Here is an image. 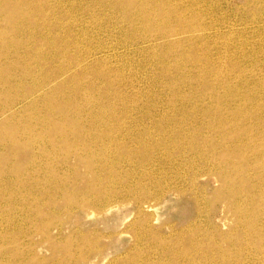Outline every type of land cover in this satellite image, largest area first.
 Wrapping results in <instances>:
<instances>
[{
	"label": "rangeland",
	"instance_id": "rangeland-1",
	"mask_svg": "<svg viewBox=\"0 0 264 264\" xmlns=\"http://www.w3.org/2000/svg\"><path fill=\"white\" fill-rule=\"evenodd\" d=\"M137 1V30L130 23L135 9L124 14L112 0H52L55 5L45 8L51 26H42L37 15L33 27L14 39L9 33V45L0 46L7 54L0 68L15 63L14 72L27 69L17 87L0 90V107L20 96L0 109V125L12 113L22 116L40 95L36 109L55 108L41 125L50 137L30 146L10 135L13 152L0 148V235L15 238L0 264H159L172 250L194 251L174 264H264V184L247 171L251 203L247 195L231 198L223 188L235 182L231 166L237 163L221 170L212 156L232 147L252 167L264 161V0ZM91 67L104 75L89 79L96 87L80 88L86 103L65 106V94L83 81L82 70L90 76ZM77 118L81 128L92 120L118 122L110 141L112 147L123 141L121 151L103 149L90 168L78 162L72 141L58 137ZM142 136L150 146L136 143ZM190 140L195 147L179 150ZM37 148L46 152L36 155ZM111 167L116 175L143 170L150 180L142 191L118 188L109 179ZM152 176L158 181L151 183ZM245 215L263 225L260 232H247ZM221 235L230 241L214 244ZM224 254L229 261L219 262Z\"/></svg>",
	"mask_w": 264,
	"mask_h": 264
},
{
	"label": "bare ground",
	"instance_id": "bare-ground-1",
	"mask_svg": "<svg viewBox=\"0 0 264 264\" xmlns=\"http://www.w3.org/2000/svg\"><path fill=\"white\" fill-rule=\"evenodd\" d=\"M52 0H40L39 4L41 5V8L38 7V4H35L34 1L32 2V0H0V22H2L1 24L3 26V28H0V46L3 44L5 45H9V42L6 41V37L9 35V33L12 32V39L16 38L15 36L17 34H19L20 30L24 29L25 27L28 26H32L35 25V17L41 14V25H47V26H51L50 24H53V21L50 19V15H49V10L46 11L45 8L48 9V7H52L53 5L56 4V2L61 5V3L63 2V0H54L55 4H50ZM74 1V0H72ZM91 1V0H90ZM95 1V0H93ZM107 1H111V0H107ZM9 4H11V7ZM57 4V5H58ZM39 5V6H40ZM112 7H116L119 10L123 11L124 14H128L130 15V9L134 8L135 9V13L134 15H136V18L131 20L130 23L133 25L132 29L137 30V26L140 25V19L138 18V16L141 15H137V12L140 11V4H138L137 0H112ZM8 7V8H6ZM2 8H4L6 11L5 13H2ZM55 7H53L54 10ZM51 9V8H50ZM169 11H171L168 8ZM40 12V13H39ZM52 12V11H51ZM54 12V11H53ZM51 14V13H50ZM53 14V13H52ZM60 14V13H59ZM109 17V16H108ZM165 15L164 13L160 14L158 17H156V21L159 22V20L161 18H164ZM40 18V17H39ZM54 18V16H53ZM110 18V17H109ZM56 19V18H54ZM57 21V19H56ZM147 21H149V19H147ZM55 24V23H54ZM58 24V23H57ZM62 25V24H60ZM64 25V24H63ZM56 26V25H55ZM67 26V25H66ZM64 27V26H63ZM59 28V27H58ZM32 29V28H31ZM62 29V28H61ZM64 29V28H63ZM28 30V29H27ZM33 30V29H32ZM43 30V29H42ZM58 30V29H57ZM38 31V30H37ZM49 32V31H47ZM53 32V31H52ZM39 33V32H38ZM41 33V32H40ZM23 34V33H22ZM28 34V33H27ZM26 34V36H28ZM30 34V33H29ZM51 34V33H50ZM68 34V33H67ZM32 35V34H31ZM41 35V34H40ZM46 36V35H45ZM50 37V36H49ZM59 37V36H58ZM23 38V37H22ZM47 38V37H46ZM62 38V37H61ZM10 40V39H9ZM62 40V39H61ZM49 41V40H48ZM8 42V43H7ZM30 42V41H29ZM52 42V41H51ZM58 42V41H57ZM54 43V42H53ZM28 44V43H27ZM52 44V43H51ZM46 45V44H44ZM57 45V44H56ZM63 45V44H61ZM10 46H8L9 48ZM42 47V46H41ZM50 47V46H49ZM64 47V46H63ZM43 48V47H42ZM48 48V47H47ZM54 48V47H53ZM14 49V47H13ZM40 49V48H39ZM65 52V50H63ZM168 50L166 49L167 52ZM3 50L0 49V56H6L7 54L4 53L2 54ZM9 54H13L15 52V50H9L8 51ZM61 52V50H60ZM27 53V52H26ZM49 54V52H48ZM67 54V53H66ZM31 55V54H30ZM45 55V53H44ZM56 56V55H55ZM31 57V56H30ZM52 57V56H51ZM66 57V56H65ZM44 58V57H43ZM82 58V57H81ZM75 59V58H74ZM37 62V61H36ZM15 63L8 65L7 68H0V81H1V85H0V90H3V88H15L17 87V85H19V82L22 81L26 75L27 72L26 70H23L22 74H18L21 69L17 70L15 69L16 72L13 71V66ZM33 64V63H32ZM39 65V64H38ZM43 65V64H42ZM77 67V66H76ZM63 68V67H62ZM79 68V67H78ZM92 70L90 72V76H88L89 74H86V70H82L79 75H81V77L83 76V81L79 84L76 85L73 89V91H71L70 93L65 94V99L63 101L64 105H68L70 104V106L75 107L77 106L79 103L81 102H85V99L87 98L84 94L80 93V88L82 90V88L86 89H92L94 87H96L95 81L93 80L94 77L95 78H99L100 76H103L104 74H102V72H100L96 67H91ZM7 71H6V70ZM66 69V68H65ZM84 69V68H83ZM36 70V69H35ZM48 70V68H47ZM61 72V69H60ZM76 73V72H75ZM85 74L87 76H85ZM17 76V78H15ZM32 76V75H31ZM45 76V75H44ZM93 76L92 80H89L91 77ZM107 76V75H106ZM105 77V76H104ZM31 78V77H30ZM36 78V77H35ZM35 79H33L34 81ZM99 80V79H98ZM109 80V79H108ZM167 80V79H166ZM104 81V80H103ZM168 81V80H167ZM175 81V80H174ZM31 82V81H30ZM99 82V81H98ZM102 82V80H101ZM110 82V81H109ZM113 82V81H112ZM68 83V82H67ZM65 83V84H67ZM111 83V82H110ZM37 81L34 82L33 85L35 86H39L41 84V82H39V84L37 85ZM52 84V83H51ZM103 84V83H102ZM107 84H109L107 82ZM110 85V84H109ZM74 86V85H72ZM107 86V85H106ZM104 85V87H106ZM32 88V87H30ZM108 89V87H107ZM117 89V88H116ZM51 90V89H50ZM104 90V89H103ZM202 90V89H201ZM27 92L32 91L31 89L27 88L26 90ZM97 91V90H96ZM102 91V90H101ZM61 92V91H60ZM65 92V91H64ZM86 92V91H85ZM118 92V91H117ZM55 93V91L52 92V95ZM91 93V92H90ZM89 93V95H90ZM98 93V92H97ZM100 93V92H99ZM116 93V92H114ZM34 94V93H33ZM37 94V93H36ZM59 94V92H58ZM94 94V93H92ZM108 94V93H107ZM106 94V95H107ZM57 95V94H56ZM87 95V94H86ZM112 95V94H111ZM110 95V96H111ZM122 95V94H120ZM58 96V95H57ZM61 97V96H59ZM90 97V96H89ZM99 97V96H98ZM102 97V96H101ZM119 97V96H118ZM104 98V97H103ZM102 98V99H103ZM110 98V97H109ZM113 98V97H112ZM111 98V99H112ZM57 98H55L54 100H56ZM95 99V98H93ZM99 99V98H98ZM126 99V98H125ZM17 100H20V96H14V97H8V99L2 103V105L4 104V106H1V108L5 107V106H9L12 105L14 103H16ZM23 100V99H21ZM49 101V100H47ZM91 101V100H90ZM109 101V100H108ZM105 101V102H108ZM25 102V101H24ZM41 95L38 97V99H35L34 101H32L31 103H29L28 105H26L24 107V112H19L20 114H22V116H14L13 114H18V113H12L10 114L7 118H5V120H3L1 122L0 125V148L6 147L8 149V151L10 153H12L13 151L10 149V145L8 143V136L10 135H15V137H24L27 144L32 146L34 145L37 140H43V138H45V136L50 137L48 135V132L45 128H41V125L44 123L45 125H48V121L50 119L53 118V113L55 111V108L51 107L48 105L47 110H43L40 109L41 111H39V109H36L39 105V103H41ZM92 102V101H91ZM86 103V102H85ZM111 103V102H110ZM129 103V101H128ZM91 104V103H90ZM114 104V102H113ZM1 105V104H0ZM25 105V104H24ZM109 105V104H108ZM117 105V104H116ZM200 105V104H199ZM13 106V105H12ZM101 106V105H100ZM99 106V107H100ZM126 106V105H125ZM103 107V106H102ZM112 106H110L111 108ZM114 107V106H113ZM12 108V107H11ZM108 108V107H105ZM129 108V107H128ZM99 109V108H98ZM8 110V108H7ZM120 111V108L119 110ZM126 111V110H125ZM128 111V110H127ZM5 112V111H4ZM91 113V112H90ZM93 113V112H92ZM95 113V112H94ZM101 113V112H100ZM112 113H114V111H112ZM125 113V112H124ZM129 113V112H128ZM111 114V113H110ZM110 114H108L110 116ZM93 115V114H92ZM107 116V114H104ZM76 116V115H74ZM88 116V115H87ZM108 116V117H109ZM107 117V118H108ZM103 119V117H101ZM100 118V119H101ZM99 119V120H100ZM92 123L90 125H88L87 127L81 128L79 123H80V118H77V121L75 124H71L69 125V127L67 126L65 128V131L61 134L58 135V137L62 138V142L66 143L69 142L70 140L72 141V144H74V149H71L73 152H75L78 156V162H82L85 165H87V168L92 167V165L95 163V161L97 160V158L100 157V151H102L103 149L106 148H111V150L113 151L114 154H118L121 150L119 149L120 146H123V141L115 144L112 147V144L110 139L111 137L115 134V129L113 128H117L119 126L118 122H115L116 124L114 125L115 127H113L112 125H110L108 122H98L96 120H92ZM35 123L37 125V132H33L30 130V127H34ZM118 123V125H117ZM44 125V126H45ZM98 125H100V127H98ZM104 127V128H102ZM102 128V129H100ZM180 129V126H175L171 129V134L170 136H173L175 133L178 132V130ZM220 131H222V128H218ZM81 135L83 136V139L80 141V144L77 146V142L78 139H80ZM226 136H224L223 138H225ZM233 137H236V134H233ZM78 138V139H77ZM138 142H136L139 145H142L143 147L145 146H150V142L148 141L147 137H136L135 138ZM173 147L176 148V142L177 139L174 137V139L171 138ZM48 142L47 141H43L44 144ZM170 143V142H169ZM197 144V143H196ZM195 143L192 142V140L189 141V143L187 142V146H185L184 144H181L179 150H182L183 148H191V147H195L196 146ZM42 145V144H41ZM82 145L83 149H78V147ZM236 147V146H235ZM41 148V147H40ZM35 149V148H34ZM237 149V147H236ZM27 151H29V149H27ZM232 151L234 152V157L237 159H233L231 158L232 155H230L232 153ZM41 152L44 154L46 151L45 150H39L37 148V150L34 151V154L36 155H41ZM181 152V151H180ZM212 152V151H211ZM226 152V151H225ZM215 153L212 152V156H214L216 158V160L218 161L219 168H221V170H225L227 167L230 166V164L232 165L234 162H236L237 164L235 166H231V168L235 167L237 169V171L235 172L236 175V180L233 183H226L225 187L223 188L226 193L233 199L241 196V195H247L246 198V204H250L251 203V196H249V194L251 193V186H249V181H248V176H247V171L248 172H253L254 174L257 175V178L259 179V181L261 183L264 184V161L258 163V166H251V164H247V159L244 156L243 152L237 151L235 149H233L232 147L228 149V151L226 153ZM129 154H133L131 151H128ZM198 155H201V153H198ZM33 160V159H32ZM46 160V159H45ZM205 160V159H204ZM29 161V160H28ZM36 161V160H35ZM233 161V162H232ZM11 161H9L10 163ZM232 162V163H231ZM249 163V162H248ZM44 164V162L42 163ZM216 165V164H215ZM141 165L139 164L138 167H140ZM216 167V166H215ZM257 167V168H256ZM14 170V169H12ZM46 172L45 173H49L50 169L45 168ZM14 172V171H12ZM21 172V171H20ZM113 172V173H112ZM114 167H111V169L108 171L109 175V179L112 180L111 182L114 183L116 185V187H120V188H125V187H129V189L131 190H136L137 186V190L142 191V188L146 182H149V176L145 173V171L143 172V170L140 171H135L136 174L138 172H141V174L135 179L136 175L135 172L133 171H125L124 173H122L121 175H116L115 174ZM20 174V173H19ZM25 174V173H24ZM249 175V174H248ZM20 176V175H19ZM154 176L151 177V183L158 181L157 177L153 178ZM12 178V177H11ZM2 179V178H1ZM0 179V180H1ZM159 179V178H158ZM10 180V179H8ZM57 180H55L54 182H56ZM4 182V181H3ZM160 182V181H159ZM252 182V181H251ZM2 183V182H1ZM162 183V182H161ZM12 184V183H11ZM1 185V184H0ZM4 185V184H3ZM13 185V184H12ZM8 187V186H7ZM13 187V186H12ZM4 188V186H3ZM8 189V188H7ZM14 189V188H13ZM26 189V188H25ZM2 190V189H1ZM15 190V189H14ZM24 190V189H23ZM4 192L6 193L7 191L4 190ZM15 192V191H14ZM253 192V191H252ZM17 193V192H16ZM32 193V192H31ZM34 196V195H33ZM264 196V195H263ZM240 198V197H239ZM239 201V200H238ZM243 201V200H242ZM25 204V203H24ZM152 206V205H150ZM241 207V206H240ZM252 211L255 212V207H254V201L252 200ZM239 213L241 212L240 209L238 208ZM263 209H261L262 211ZM247 214V213H246ZM245 219L244 222H247V227L249 229H247V232H254V233H258L261 231L263 225H261L259 222L255 221V218H253L252 215L249 216L250 218V222L248 219V216L245 215ZM9 217V216H8ZM243 218V217H242ZM8 219V218H7ZM2 220V219H1ZM4 220V219H3ZM2 222V221H0ZM4 222V221H3ZM10 223V221H8ZM2 225V224H1ZM7 225V224H6ZM7 227V226H6ZM241 227V226H240ZM10 229V228H9ZM3 230V229H2ZM245 230V229H243ZM236 231V230H235ZM3 232V231H2ZM7 232V230H6ZM250 232V233H251ZM216 236V235H215ZM248 236V235H246ZM252 238L254 236L260 238V235H250ZM229 237H227L226 235H221L218 238L214 239L213 242L214 244H217L218 241L220 240H224L227 239L228 241H230L228 239ZM15 238H13V236L9 235V237L4 236V235H0V257L3 255H5L6 251L8 250V256H10V249L8 247V244H12L14 243ZM231 245V243H229ZM249 243L247 242V244H244L243 247L248 246ZM253 244V243H252ZM213 245V244H212ZM247 248V247H246ZM16 249V247H15ZM164 252V251H163ZM194 251H174L172 250L171 253L166 254L167 256L164 257V259L162 261H160L159 264H174L176 263L179 259H182L184 256L188 259H190V256H192ZM165 253V252H164ZM222 254V253H221ZM220 254V255H221ZM219 255V256H220ZM22 257V256H21ZM222 259L219 262H228L229 260H227L228 254H224L222 255ZM4 258V257H3ZM13 258V257H12ZM18 259V258H17Z\"/></svg>",
	"mask_w": 264,
	"mask_h": 264
}]
</instances>
